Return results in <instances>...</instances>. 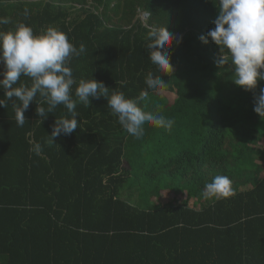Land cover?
I'll return each mask as SVG.
<instances>
[{"label": "trees", "instance_id": "trees-1", "mask_svg": "<svg viewBox=\"0 0 264 264\" xmlns=\"http://www.w3.org/2000/svg\"><path fill=\"white\" fill-rule=\"evenodd\" d=\"M217 15L212 0H0V17L11 21L0 30L60 29L84 46L68 65L77 82L93 78L133 99L146 92L139 106L174 120L171 131L146 123L134 138L107 99L90 98L76 107L74 132L52 141L56 118H70L64 105L40 117L36 102L47 104L37 95L20 127L8 100L0 264H264V120L254 111L264 81L246 91L217 67L218 46L199 39ZM158 27L182 38L168 49L173 73L149 59L146 36ZM149 73L165 88H148ZM216 175L231 179L233 195L203 197ZM165 192L169 201L153 202Z\"/></svg>", "mask_w": 264, "mask_h": 264}, {"label": "clouds", "instance_id": "clouds-1", "mask_svg": "<svg viewBox=\"0 0 264 264\" xmlns=\"http://www.w3.org/2000/svg\"><path fill=\"white\" fill-rule=\"evenodd\" d=\"M218 9L217 17L212 21L215 27L199 39L207 44L209 38L218 46V58L215 63L223 72L231 73V80L246 91L257 88L259 81H264V0H212ZM28 9L24 15L27 17ZM8 18L0 17V25H8ZM146 39L149 40V59L162 73H173L171 56L168 51L174 41L182 38L174 37L166 27L150 28ZM84 51L81 45L77 49L60 29L49 26L39 34L23 22L15 24L8 31L0 30V89L4 96L0 98V107H8L12 100L15 120L18 126L25 124V111L31 102H36L39 95L47 104V109L36 102V113L46 118L59 105H64L70 118H56L52 128L51 140L60 135H70L79 126L76 117L78 104L91 105L90 98L107 99V105L113 116L126 132L134 137L144 135V125L171 131L174 120L164 115L143 110L141 101H147L146 92L137 98H127L121 91L110 89L102 82L91 79L73 77L68 66L70 59ZM221 72L217 73L220 75ZM21 76L31 79V85L21 82ZM146 85L150 89H164L166 82L160 76L148 74ZM75 98L72 95L73 85ZM15 98V99H13ZM254 111L264 120V88L254 99ZM232 181L228 176L216 175L211 182L205 184L203 197L227 198L233 195Z\"/></svg>", "mask_w": 264, "mask_h": 264}, {"label": "rangeland", "instance_id": "rangeland-1", "mask_svg": "<svg viewBox=\"0 0 264 264\" xmlns=\"http://www.w3.org/2000/svg\"><path fill=\"white\" fill-rule=\"evenodd\" d=\"M142 16H144V15L142 14ZM2 71H3V64H0V72H2ZM0 79H2V76H0ZM161 95H164L165 97H167V99L169 101H172L174 98V94H172V93L161 92ZM259 146L264 147V139H262L259 142ZM127 192H123V197L126 199H127V195H128ZM171 198H172V194L169 192H165L162 195L158 196L157 198L156 197L153 198L152 200L154 203H165V202L169 201ZM147 199H149V198H147ZM144 200H145L144 198H140V202H143ZM178 200H179V196H178ZM192 202H193V199H190L189 204L192 205Z\"/></svg>", "mask_w": 264, "mask_h": 264}, {"label": "water", "instance_id": "water-1", "mask_svg": "<svg viewBox=\"0 0 264 264\" xmlns=\"http://www.w3.org/2000/svg\"><path fill=\"white\" fill-rule=\"evenodd\" d=\"M143 15H144V17H146L147 16V13H144Z\"/></svg>", "mask_w": 264, "mask_h": 264}]
</instances>
